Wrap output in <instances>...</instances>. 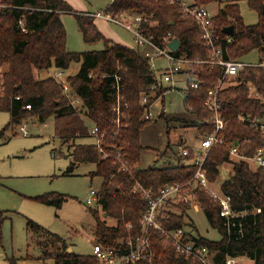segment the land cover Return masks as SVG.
<instances>
[{
	"label": "trees",
	"instance_id": "1",
	"mask_svg": "<svg viewBox=\"0 0 264 264\" xmlns=\"http://www.w3.org/2000/svg\"><path fill=\"white\" fill-rule=\"evenodd\" d=\"M214 1L187 2L190 7L208 8V4ZM246 1L248 7L257 13L254 24L243 22L238 0L220 1L216 14L211 17L213 32L219 36L217 43L223 59H239L254 49L260 56L264 54V0ZM123 11L150 17L154 25L141 23L140 26L143 33L151 35L156 43L164 44V37L170 41L174 37L179 39L176 53L192 60L188 72H185L189 76L186 79L198 82L197 87L187 82L181 88L184 107L191 114L190 119L181 120L184 126L194 128L197 137L212 133L214 115L204 101L209 90L216 86L222 68L200 62L211 57L197 21L182 10L179 0L172 3L169 0H111L103 13L114 16ZM71 12V6L64 0H0V67L6 64L4 70L0 69V111L9 113V121L0 130V136L31 117L39 122L52 119L54 133L68 143L78 137H88V124L98 127L105 140L102 149L108 156L103 157L102 151L93 142L74 143L70 152L73 165L67 172H71L77 163L95 164L89 176L102 178L96 193V203L102 209V216L91 208L90 211L95 218L94 237L103 244H111L118 237L140 231L139 221L147 203L135 189L137 184L151 191L167 184H179L187 187L189 199L167 212V227L187 228L189 234H194L191 238L207 248L213 264H224L227 258L247 260L236 264H264V166L250 159L257 150L264 151V131L237 119L238 114L262 117L264 102L251 97L246 83L253 82L264 93L263 71L245 67L225 82L217 94L225 123L221 134L223 143H216L210 148L203 170L209 188L213 189L222 166H231L229 177L221 183L219 192L229 198L232 211V216L224 217L220 215L219 201L205 188L198 184L188 186L196 171L193 148L187 146L186 155L180 149L175 162L165 158L162 165L141 166L143 146L140 131L150 121L144 119L143 114L155 98L162 97L171 87L159 85L151 89L156 79L148 59L137 48L107 39L97 29L92 13L72 12L82 40L85 43L102 42L103 48L67 51L66 30L60 16ZM230 25L233 27L232 35L223 30ZM72 62L79 63L80 67L74 75L67 77V81L82 102L80 109L70 104L55 76H35V71L52 67L65 70ZM117 93L120 96L119 108L125 116H120L119 127L115 124L116 113L113 111ZM143 96L148 98L145 105L140 104ZM235 143L238 155L229 152ZM117 154L120 161L127 162L129 171L121 170ZM165 154L164 151L159 155L162 158ZM64 199V195L57 193L36 197L41 203L55 207L61 206ZM193 205L202 210L209 225L220 233V240L213 241L198 233L189 216ZM108 217L115 221L114 224L105 221ZM128 223L132 225L131 229H127ZM27 224L35 232L43 229L32 221ZM48 235L50 240L40 252V258L51 256L54 264H98L92 254L68 251V245L61 236ZM152 247L157 264H201L185 259L156 232L152 233Z\"/></svg>",
	"mask_w": 264,
	"mask_h": 264
},
{
	"label": "rangeland",
	"instance_id": "2",
	"mask_svg": "<svg viewBox=\"0 0 264 264\" xmlns=\"http://www.w3.org/2000/svg\"><path fill=\"white\" fill-rule=\"evenodd\" d=\"M72 8V12L101 13L111 0H64ZM190 1V0H185ZM226 0H216L208 4L211 15L218 10V3ZM239 13L245 24H254L257 13L247 5L246 0H238ZM62 13L61 20L66 30V50L83 52L101 50L102 42L85 43L75 21L73 13ZM97 29L111 41L136 49L132 34L119 24L106 20L102 15L95 16ZM259 52L254 49L241 57L242 61L256 62ZM162 61L157 64L162 65ZM80 64L72 62L65 70L54 67L35 71V76L42 78L55 76L63 82L68 76L79 70ZM6 64L0 69L4 70ZM186 73L173 74L174 86L167 90L162 97L155 98L150 111L153 117L146 122L140 131L141 166L162 165L164 159L176 161V154L182 146H197L198 139L192 126H184L181 119H190L191 114L184 107V80ZM80 109V108H78ZM81 117L83 113H80ZM9 113L0 111V130L8 123ZM27 134L19 131V126L9 128L0 136V264H54L53 258H40L41 251L49 233L61 236L64 242L77 254H92L95 218L90 208L102 216L99 204H87L86 199L90 190L97 191L102 182L100 176L90 177L89 173L95 168L91 162L77 163L71 172L68 168L73 165L71 149L73 144H90L91 138L81 137L65 142L54 133L53 121L49 119L39 122L31 117L24 121ZM89 126L91 124H88ZM70 144V145H69ZM166 152L161 158L160 152ZM231 166H222L220 176L213 185V190L220 192L221 183L229 177ZM57 193L65 196L62 205L41 203L37 196ZM198 233L210 240L218 241L220 233L212 228L202 210L192 209L189 212ZM104 218V217H102ZM41 226L39 232L33 231L27 223ZM108 224H114L112 218H106ZM247 262L246 259L241 258Z\"/></svg>",
	"mask_w": 264,
	"mask_h": 264
},
{
	"label": "built area",
	"instance_id": "3",
	"mask_svg": "<svg viewBox=\"0 0 264 264\" xmlns=\"http://www.w3.org/2000/svg\"><path fill=\"white\" fill-rule=\"evenodd\" d=\"M171 3L178 0H169ZM182 10L197 21V24L201 30L203 39L206 40V45L210 50V60L200 61L203 63H209L211 65H220L222 73L216 81V86L209 90L208 96L204 101V105L209 107L213 111L214 115V130L212 133L200 136L197 146H189L195 150V157L193 163L196 165V171L193 180L189 182L188 186L198 184L205 188L214 198L220 203V215L224 217L232 216L230 208L229 198L220 194L219 192L210 189L208 186L207 178L203 170V164L208 154V151L216 143H223L221 134L225 128L224 120L220 113V100L217 97L218 91L225 82L230 81L235 77L240 70L245 67L259 68L263 71L264 76V54L261 55L256 62L242 61L241 58L235 60L223 59L220 56L221 49L217 43L219 36L213 32L211 13L205 6H193L190 7L185 0H179ZM104 17L106 20L119 24L129 32L133 37V42L137 49H139L144 57L148 59L149 66L152 73L155 75L156 83L151 85V89L157 88L159 85H168L171 89L174 86L173 74L188 72L189 60L184 54H177L176 51H172L168 46L169 39L163 38L164 44H158L154 41L151 35H146L141 29V23H147L149 26L154 25V22L148 16L141 14L123 11L118 15H111L103 13H94V16ZM169 34V33H168ZM230 40V38H227ZM158 61H162V65L157 64ZM60 72L55 74L57 79L60 76ZM58 80V79H57ZM59 81V80H58ZM62 85L63 92L69 99L70 104L79 108L82 102L78 96L73 92L67 79L63 82L59 81ZM189 82L192 87H197L198 82L193 79H186L183 81ZM246 86L250 92L251 97L261 99L264 102V93H261L253 82L246 83ZM118 92V87H116ZM147 97L141 98L140 104L145 105L147 103ZM120 96L116 95V105L113 107V111L116 113L115 124L120 126V116L125 117L124 113L119 108ZM152 104H149L143 114L144 119H151L153 113L150 111ZM27 108H30L27 105ZM237 119L241 122H247L252 127L259 128L264 131V110L262 117L250 116L244 114H238ZM19 131L26 135V125H20ZM88 138L92 139L95 146L102 151L103 157L108 156L106 150L102 149L104 140L103 133L99 132V129L95 125H87ZM230 154L238 155L237 143L232 145L229 149ZM181 153L186 155L188 153L187 146L181 147ZM109 154V153H108ZM242 157V155H240ZM118 162L121 165V170L129 171L127 162L119 159V154L116 155ZM251 161L259 166H264V151L262 149L250 158ZM135 189L139 190V193L147 203L142 216L140 218V231L125 237L116 238L111 244H103L96 238L92 241V255L98 261V264H157L154 262V254L152 247V233L156 232L160 235L166 244L171 245L174 250L183 256L185 259H191L201 264H213L211 256L207 248L201 244L196 243L191 238L193 233H188V229L184 227L170 228L166 226L169 216L167 212L172 210L175 205L183 202H187L189 199V190L187 187L179 184H167L160 187L157 191H151L144 189L141 185L135 186ZM97 191L90 190L86 199L87 204H92L97 200ZM193 209L197 210L198 207L193 205ZM259 211V209H258ZM127 229H131L132 225L128 223ZM241 261L237 258H227L224 264H236Z\"/></svg>",
	"mask_w": 264,
	"mask_h": 264
},
{
	"label": "water",
	"instance_id": "4",
	"mask_svg": "<svg viewBox=\"0 0 264 264\" xmlns=\"http://www.w3.org/2000/svg\"><path fill=\"white\" fill-rule=\"evenodd\" d=\"M224 32L228 35H232L233 33V27L230 25L228 27H225ZM168 46L171 48L172 51H176L180 46V41L178 38L174 37L169 41Z\"/></svg>",
	"mask_w": 264,
	"mask_h": 264
},
{
	"label": "crops",
	"instance_id": "5",
	"mask_svg": "<svg viewBox=\"0 0 264 264\" xmlns=\"http://www.w3.org/2000/svg\"><path fill=\"white\" fill-rule=\"evenodd\" d=\"M107 38V37H106ZM133 38V37H132ZM108 39V38H107ZM109 40H112V39H109ZM121 43V42H120ZM68 251H72V248L70 247V246H68L67 248H66Z\"/></svg>",
	"mask_w": 264,
	"mask_h": 264
}]
</instances>
